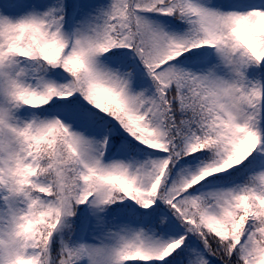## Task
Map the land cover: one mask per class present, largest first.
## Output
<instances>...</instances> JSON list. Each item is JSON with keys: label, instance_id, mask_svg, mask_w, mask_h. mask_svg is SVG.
<instances>
[{"label": "snow or ice", "instance_id": "snow-or-ice-1", "mask_svg": "<svg viewBox=\"0 0 264 264\" xmlns=\"http://www.w3.org/2000/svg\"><path fill=\"white\" fill-rule=\"evenodd\" d=\"M0 264H264V0H0Z\"/></svg>", "mask_w": 264, "mask_h": 264}]
</instances>
